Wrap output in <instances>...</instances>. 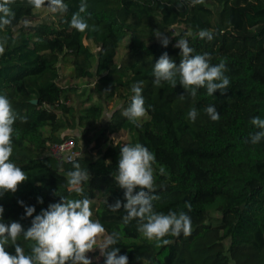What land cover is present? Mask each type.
Here are the masks:
<instances>
[{"label":"trees","instance_id":"trees-1","mask_svg":"<svg viewBox=\"0 0 264 264\" xmlns=\"http://www.w3.org/2000/svg\"><path fill=\"white\" fill-rule=\"evenodd\" d=\"M64 2L68 11L58 20L25 25L35 8L28 0H14L8 7L15 13V27L0 32V37H8L6 50L0 55V94L9 98L17 117L14 128L18 135L13 137L11 160L29 176L15 193L0 197L2 222H19L26 230L32 218L49 204L60 198H82L69 191L66 174L73 170V163L58 164L38 154L46 142L61 140L59 132L74 126L86 128L89 121L98 120L102 114V107L96 105L78 111L67 106L73 89L59 84L58 68L60 60L67 57L76 77L96 80L123 102L97 136L91 148L95 156L85 153L75 162L91 174L82 185L84 196L93 201L98 191L103 198L92 205V218L103 224L106 233L119 234L114 247L120 249L119 254L127 255L128 264H174L178 244H186L208 220L210 228L220 232L233 248L264 253V139L258 144L250 142V135L259 131L251 119L264 118V0H213L220 7L216 15L192 0H119L113 7L106 5L110 0H86L87 13L92 17L89 23L97 30L83 33L70 26L80 0ZM178 25L183 31L163 47L155 31L172 36V27ZM202 29L213 31L214 38L200 39ZM187 33L191 37L186 38ZM126 38L128 50L118 65L116 53ZM181 38L188 40L193 55L208 53L212 64L225 60L230 79L225 94L217 91L209 96L205 88H199L193 97L181 85L173 88L166 82L158 86V93L151 91L156 60L164 52L170 57L180 54L174 45ZM84 40L90 41L96 51L84 45ZM138 81H143L142 95L148 108L147 119L138 121L140 126L122 114L130 104L132 85ZM183 94L191 96L194 108L203 114L195 122L188 119L181 104L175 105ZM209 105L216 106L218 122L205 113ZM44 129H48L47 137ZM108 130L126 133L129 140L106 145ZM137 142L155 156L153 195L158 199L153 200L154 210L164 214L185 211L192 220L191 234L167 236L165 239L171 241L168 245L143 238L135 219L125 224L123 207L118 211L108 207L117 200L126 203L124 190L115 182L119 149ZM38 198L43 203H38ZM18 201L35 207L33 217L25 216V207ZM186 203L191 205L190 212ZM212 214L218 216L212 218ZM18 243L26 254L30 252L29 241L21 236ZM6 250L15 254L11 245ZM93 255L98 261L92 264H104L100 252ZM194 255L192 264H229L219 253L215 259Z\"/></svg>","mask_w":264,"mask_h":264},{"label":"clouds","instance_id":"clouds-1","mask_svg":"<svg viewBox=\"0 0 264 264\" xmlns=\"http://www.w3.org/2000/svg\"><path fill=\"white\" fill-rule=\"evenodd\" d=\"M14 0H0V32L8 27H15L13 20L15 13L8 7ZM203 0H192L193 4L202 3ZM36 9L46 7L52 14L63 15L68 11L64 0H28ZM86 0H80L78 11L73 13L70 26L79 32L96 31L95 25L90 24L91 14L87 13ZM25 25L29 22L24 21ZM154 36L160 40L163 47H167L169 39L157 30ZM200 39L211 41L214 33L208 29L199 31ZM8 44V37H0V55ZM174 47L180 49V62L177 65L167 52L161 54L153 66V83L157 86L166 82L175 88L181 85L185 91L195 97L199 88H205L207 95L219 91L222 95L230 86V79L226 75L229 71L225 60L212 64V56L208 53L193 55L194 49L189 46L186 39L177 40ZM178 78V79H177ZM133 93L129 106L124 109L123 115L136 126L138 121L148 115V108L142 95L143 81L132 85ZM183 98V95H181ZM150 107V106H149ZM209 118L218 122L220 114L215 105L204 109ZM106 113L104 120L110 119ZM198 116L196 108H191L187 117L195 122ZM11 101L6 95L0 94V197L5 193H15L18 186L28 180L29 176L12 160L13 137L18 135L14 128L16 121ZM250 123L259 131L250 135V142L258 144L264 139V118L255 116ZM73 170L67 172L69 191L81 196L80 199L60 198L59 202L51 203L47 209L33 217L34 206H24L23 201H18L25 207V216L33 217L30 227L26 230L19 222H2L4 208L0 205V264H92L87 253L99 249L104 264H128L127 255L119 254L120 249L114 247L119 243L118 233H106V229L99 220H94L93 201L84 196L83 183L90 180L91 174L82 168L79 162L73 161ZM155 164L154 153L140 143H128L119 149L117 163L116 184L124 190L126 203L117 200L108 205L111 211H118L123 207L126 215L123 222L128 224L135 219L137 231L149 240H156L162 245L171 243L167 236H187L192 231L191 217L185 211H169L167 214L156 212L153 200L158 199L153 195L155 191ZM164 169L161 167L160 172ZM38 203H43L38 198ZM185 207L191 211V205ZM30 242V252L25 253L24 248L18 243L20 237ZM13 246L15 254L6 249Z\"/></svg>","mask_w":264,"mask_h":264},{"label":"rangeland","instance_id":"rangeland-1","mask_svg":"<svg viewBox=\"0 0 264 264\" xmlns=\"http://www.w3.org/2000/svg\"><path fill=\"white\" fill-rule=\"evenodd\" d=\"M119 4V0H110V3H106L107 7H113ZM204 7L208 8L213 12L214 15L219 11V6H217L213 0H203L200 3ZM32 18L28 21L30 23L36 24L39 22L51 23L58 20V14L50 13L46 7L41 9H33ZM203 19L207 17L202 16ZM183 31V26H173L171 29L172 36H166L171 39L173 36L179 35ZM146 36H150L149 31H145ZM191 37L190 33H187L186 38ZM84 45L88 46L93 52L96 51L94 46L90 41L84 40ZM129 39L126 38L119 45L116 53L115 62L119 65L122 58L125 56L128 50ZM177 65L180 62V54L172 57ZM60 73V85L66 88H72L73 90L69 92L68 100L66 101L67 106H71L77 111L83 108H87L92 105L102 107V114L100 118L94 122L89 121L86 128L79 126H74L71 130H64L57 134L59 138L76 136L78 145L86 153L95 154V151L91 150L96 144L97 136L103 131L105 127H108V122L112 119L111 117L121 106L123 102L120 101L116 96L114 91L108 89L97 83L94 79L78 78L76 77L75 70L72 66L71 60L67 57L62 58L58 65ZM146 88V86H144ZM153 93H158V86L152 85L149 87ZM195 100L186 94L178 96L175 105L181 104L186 113L194 107ZM106 113H110V119L104 120L106 118ZM203 114L198 112L197 121ZM147 119V116L140 120L143 122ZM48 129L43 130L44 137L48 136ZM107 143L110 142H127L129 137L126 133L117 132L111 133L109 130L106 131ZM86 140H90V144L86 145ZM111 143V144H112ZM42 157L47 156L45 148L39 153ZM50 160V159H49ZM153 168H155L153 166ZM96 198L93 200L92 205H97L103 198L100 196L99 192L96 191ZM218 214H212V218H216ZM206 227L197 228L196 231L191 235L186 244H178L179 255L175 260L174 264H192L195 253L200 257H208L210 259H215L217 253L220 257H225L229 261V264H264V253H255L250 248L239 247L233 248L231 242L228 239H222L221 233L210 228L211 221L208 220L205 223ZM143 238H146L142 236ZM149 240V239H148ZM152 241V240H149ZM99 252V249H95L92 252L87 253V257L92 261H98V257H94V253Z\"/></svg>","mask_w":264,"mask_h":264},{"label":"built area","instance_id":"built-area-1","mask_svg":"<svg viewBox=\"0 0 264 264\" xmlns=\"http://www.w3.org/2000/svg\"><path fill=\"white\" fill-rule=\"evenodd\" d=\"M116 143L117 142H114L112 145H115ZM45 150L47 156L58 164L72 163L77 158L84 156L86 153L78 145L75 136H63L60 141L54 143L46 142ZM93 156H95V154Z\"/></svg>","mask_w":264,"mask_h":264},{"label":"water","instance_id":"water-1","mask_svg":"<svg viewBox=\"0 0 264 264\" xmlns=\"http://www.w3.org/2000/svg\"><path fill=\"white\" fill-rule=\"evenodd\" d=\"M33 104H36V101H32Z\"/></svg>","mask_w":264,"mask_h":264}]
</instances>
